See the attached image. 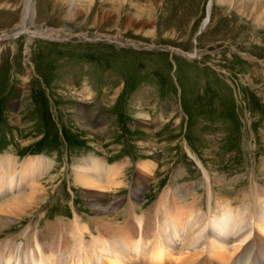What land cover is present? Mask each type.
I'll list each match as a JSON object with an SVG mask.
<instances>
[{"label": "rangeland", "instance_id": "1", "mask_svg": "<svg viewBox=\"0 0 264 264\" xmlns=\"http://www.w3.org/2000/svg\"><path fill=\"white\" fill-rule=\"evenodd\" d=\"M28 3L0 0V34L25 31L0 51V162L14 158L18 170L29 159L53 162L40 179L45 201L0 233V247L47 233L51 247L70 252L76 215L119 236L137 230L138 207L152 217V234L162 197L184 184L197 190L183 204L196 200L205 215L202 165L234 200L244 199L253 174L264 193V0H32L22 26ZM88 115L104 134L83 132ZM92 159L123 167V186L104 194L121 215L117 225L93 211L95 197L76 183V166ZM147 160L156 164L148 178L139 167ZM253 248L233 264H255Z\"/></svg>", "mask_w": 264, "mask_h": 264}, {"label": "bare ground", "instance_id": "2", "mask_svg": "<svg viewBox=\"0 0 264 264\" xmlns=\"http://www.w3.org/2000/svg\"><path fill=\"white\" fill-rule=\"evenodd\" d=\"M30 1L32 0H29L22 26L30 22L34 15ZM25 30L30 40L38 37V32ZM24 32L10 36L19 37L24 35ZM8 39L9 34H0V51L5 44L2 42ZM2 53L0 52V57ZM82 111L83 114L84 111L88 112L84 108ZM143 117L148 120L149 115L146 114ZM81 121H83V132L87 134L97 136L104 134L102 131L107 130L106 126L101 127L97 120L92 121L90 115L83 117ZM52 162L45 158L29 159L22 166V170H18L15 165L18 163L16 159H1L0 233L14 228L24 216L40 207L45 201L47 192L40 179L47 174ZM139 167L142 176L148 178L151 177L156 164L147 160L139 163ZM121 168L123 170V167L119 165L107 166L100 159H92L86 164L77 165L74 171L76 183L95 197L92 202L94 203L93 211L99 216L109 218L114 225L118 224L121 215L116 214L117 211L114 213V209L104 202V194L123 186ZM202 168L206 179L205 190L209 205L205 215L200 209L198 211L196 200L190 201V205L187 206L183 204L195 195L197 190L194 184H184L177 188V191L169 190L167 195L170 196H166L165 193L162 197L160 201L162 213L155 216L156 232L151 234V238L154 237V239L146 236L148 232L145 229L146 223L151 221L152 217L148 221L139 207L131 221L136 225L134 228H137L136 238L131 234L135 235L136 232L132 231V226L126 232H120L119 236L115 233L116 231L112 233L99 229L96 232L90 230L89 226L82 225L80 216L76 215L73 221L75 242L72 251H60L51 247V244L44 241L45 236H48L44 233L42 234L44 236H36L37 238L31 239L22 247L20 245L13 247L10 241L1 243L0 264H197L201 258L202 264H233L236 261L239 263L251 247L255 249L254 255L251 254L255 264H264V245L259 244L260 241H258L259 237H264V193L260 191L261 185L258 178L256 179L253 174L250 178L252 183L249 191L242 196L244 199L234 200L230 196L232 189L217 192L216 185L213 183L214 179L203 165ZM27 180L31 181V185L22 192V188L27 186ZM218 185H224L223 180L218 182ZM233 185L234 183H226V186ZM137 191L138 193H134L136 201L141 193L139 188ZM237 202L242 203V208L236 206ZM245 203L254 207V214H249L250 217L246 215ZM169 204H173L174 211ZM113 230L117 229L113 228ZM87 236L92 237L89 245L84 242Z\"/></svg>", "mask_w": 264, "mask_h": 264}, {"label": "water", "instance_id": "3", "mask_svg": "<svg viewBox=\"0 0 264 264\" xmlns=\"http://www.w3.org/2000/svg\"><path fill=\"white\" fill-rule=\"evenodd\" d=\"M12 37H15V36H9V38H12Z\"/></svg>", "mask_w": 264, "mask_h": 264}]
</instances>
